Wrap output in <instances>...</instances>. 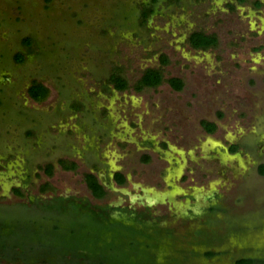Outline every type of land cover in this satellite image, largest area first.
Wrapping results in <instances>:
<instances>
[{
	"label": "rangeland",
	"instance_id": "rangeland-1",
	"mask_svg": "<svg viewBox=\"0 0 264 264\" xmlns=\"http://www.w3.org/2000/svg\"><path fill=\"white\" fill-rule=\"evenodd\" d=\"M257 1L0 0V264H264Z\"/></svg>",
	"mask_w": 264,
	"mask_h": 264
},
{
	"label": "trees",
	"instance_id": "trees-1",
	"mask_svg": "<svg viewBox=\"0 0 264 264\" xmlns=\"http://www.w3.org/2000/svg\"><path fill=\"white\" fill-rule=\"evenodd\" d=\"M256 4H259V1L256 0ZM153 10V7H146L143 14L146 16ZM189 41L194 47H207L211 44H214L216 42V36L213 34L204 33L203 31L194 30L189 34ZM20 59V55L18 56ZM113 80L115 87L118 89H123L127 86V80L120 76V75H113ZM162 80V73L159 68L155 67H148L146 68L141 77L138 79L137 84L135 85V88L141 89L143 86H154L161 82ZM169 83L176 89H180L182 86V80L179 77H169L168 78ZM47 87L40 83V82H33L28 87V92L34 99H41L43 98L47 93ZM202 124L206 128L207 131H213L215 128V123L212 121H202ZM60 162L63 166H74L75 163L72 161L69 165L65 163L62 159H60ZM261 171L264 172V164H261L259 166ZM85 179L87 182L88 187L91 189L92 193L97 196L101 197L105 193V188L103 183H101L96 175L92 172H87L85 174ZM115 179L118 182H123L125 180V176L122 172L117 171L115 172ZM254 261V258L252 257H242L237 260V264H252Z\"/></svg>",
	"mask_w": 264,
	"mask_h": 264
},
{
	"label": "water",
	"instance_id": "water-1",
	"mask_svg": "<svg viewBox=\"0 0 264 264\" xmlns=\"http://www.w3.org/2000/svg\"><path fill=\"white\" fill-rule=\"evenodd\" d=\"M132 199H134V198H132Z\"/></svg>",
	"mask_w": 264,
	"mask_h": 264
}]
</instances>
